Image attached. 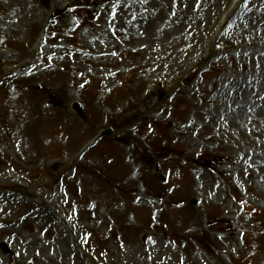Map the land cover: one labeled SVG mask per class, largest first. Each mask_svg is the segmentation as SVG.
<instances>
[{
	"label": "rangeland",
	"instance_id": "374dc122",
	"mask_svg": "<svg viewBox=\"0 0 264 264\" xmlns=\"http://www.w3.org/2000/svg\"><path fill=\"white\" fill-rule=\"evenodd\" d=\"M108 3L25 0L21 6L16 0H0V194L20 198L0 197V242L6 241L13 252L5 255L0 249V264H264V0H152L160 6L157 12L136 2L132 21L143 38L133 43L120 40L112 30L111 25L129 28L130 24L122 15H110ZM178 3L179 23L162 27L168 5L174 8ZM53 12H63L49 32L62 49L56 52L60 60L51 62L58 75L1 83L4 73L16 71L12 56L18 50L32 55L45 43L44 29ZM90 29L110 32L111 45L118 44L123 52L111 51L109 59L99 63L85 61L90 71L83 76L72 66L80 60L66 55L68 50H82L76 46L81 43L101 50L102 41L83 37ZM145 44L147 53L132 52L135 45ZM146 56L148 64H144ZM115 61L120 71L112 75ZM94 69L101 80L90 83ZM227 79L233 82L229 94L233 101L254 104L263 93L259 110L248 116L245 125L236 126L232 120L234 131L202 113L215 110L217 100L213 105L211 100ZM40 82L55 96L73 93V101L63 109L55 107L42 97ZM76 82L83 86L75 87ZM11 92L20 94L26 107L41 108L49 116L50 120L43 117L41 135L29 128L9 139L2 124L10 107L5 99ZM93 102L100 107L99 117L90 115L97 109ZM164 110L171 114L172 125L158 119ZM56 113L67 119L68 115L90 119L85 140L91 137L96 145L85 155L79 152L91 139L69 147L68 139L59 135L64 123L59 129L52 122ZM126 121L132 129L119 140L114 131ZM105 129L110 135L99 138ZM225 145L228 149L222 148ZM100 153L97 163L107 162V167L89 161ZM116 155L120 161L110 163L108 157ZM220 155L228 159L215 166L212 159ZM243 157L246 163L238 176L232 162ZM170 169L180 171L179 181L203 179L212 193L186 194L183 184L176 188L173 176L166 178ZM124 176L134 181L123 184ZM87 179L95 180L96 187L99 182L107 186V194L122 202L118 209L103 212L92 203L97 201L93 193L98 189L95 184L91 189ZM134 182L137 190L133 191ZM141 190L162 192L163 202L148 196L159 203L158 209L133 205ZM82 204L84 210L79 208ZM221 206L225 210L219 211ZM117 212H123L125 230L120 223L110 224L121 216ZM147 222L160 234L178 237L182 233L181 245H164L149 254L136 245V237L130 241L118 237L117 232H130ZM2 224L10 231L1 230Z\"/></svg>",
	"mask_w": 264,
	"mask_h": 264
},
{
	"label": "bare ground",
	"instance_id": "6f19581e",
	"mask_svg": "<svg viewBox=\"0 0 264 264\" xmlns=\"http://www.w3.org/2000/svg\"><path fill=\"white\" fill-rule=\"evenodd\" d=\"M20 5L22 6L25 2V0H16ZM95 2V0H92ZM179 1V0H178ZM138 2L141 6L146 7L149 11L152 12H157L160 10L159 4H153L152 0H109V3L105 6L106 9L112 8L108 13L110 15H122L125 17V22L130 24L129 28H121L118 26H114L111 28L114 31V33L119 37L120 40H124L129 43L136 42L138 39H142L143 36L139 35L137 27H134V23L132 20L136 19V15L132 14L134 10V5L135 3ZM151 5V6H149ZM169 8V14L166 18H162L160 24L163 25H172L171 23L174 21L178 20V23L180 21V15H181V8L180 4L174 8H171L168 5ZM92 12L95 11V9L91 10ZM58 15H63V12L58 14V13H52L50 15V18L46 24L45 30L47 32L44 33V35H48L46 37V41L44 44H40L37 48L38 51H36L34 54L30 55L23 50H18L17 53L12 56L13 63H16V71L5 74L3 75L2 81L4 84H15L18 80L24 81V79H34L37 76L45 75L46 77H49L50 75L52 77H56L58 75V71H54L53 66L51 65L52 61H58L60 60V55L57 54L56 52H61V46L59 44L54 43V38L55 36L50 35V29L52 27V24L56 22ZM36 21H33L32 24H35ZM176 23V24H178ZM109 32V31H108ZM109 34L106 32L100 30V29H90V33L88 35H84L83 37L86 38L87 36H91V38H96L100 41H102V48L101 50H94L92 46L85 45L84 43H81L77 46L82 47V50L80 51H75V50H68V54L66 56H70L71 60L73 59L72 57H75L79 59L80 61L76 63L75 65H72L76 69H80L81 72L80 74L83 76H87L90 69L86 67V62L85 61H92L94 63H99L103 59H109L106 58L108 56V53L113 51L114 53H122L123 50L120 48L118 44H113L111 45ZM148 45H135V48L132 49V52H137V53H147V47ZM48 48V49H45ZM23 58H31L28 62L27 60H24L21 63L17 64V61ZM131 62V61H130ZM149 59L146 56V59L144 60V64H148ZM116 61L113 62L112 65H115V72H109V74H114V73H119L120 69H118V66H116ZM120 64V63H118ZM138 65V64H135ZM30 66L34 69L33 71L29 70ZM140 66V65H138ZM99 70L94 69L93 73H90L91 78H90V83L93 82V80L100 81L101 78L98 75ZM103 72H108L107 70ZM258 79L257 77H255ZM108 84L111 83V80H108ZM232 80L227 79L223 84H221L216 92L215 98L211 100V105L214 101L217 100L215 110H210L208 112L206 109L202 110V113L207 116L208 120H211L213 123H215L218 126H229L231 129L234 131L235 127L234 124L232 123V120L234 121L235 125H245V121L247 120L248 116L252 113H255L256 111L259 110V107L262 103V97L263 93L259 95L258 98H256V103L254 104H249L247 102H238V101H233L231 100L229 94L232 90ZM83 86L82 82H76L74 83L75 87L78 86ZM37 86L40 88L41 95L42 97H46L45 101H49L50 104H53L55 107L58 108H65L68 104H70L71 101L74 99L73 93H65L62 96H55L54 93H51L52 90L49 87H46L43 82H40L37 84ZM43 86L47 89H44ZM114 86V85H110ZM239 90L242 93V88L239 86ZM220 93L218 96L217 94ZM7 98L5 99V104H9L10 107H8V114L6 115V124L3 123L2 126L7 128L8 132V137L12 138V135L17 132V135L19 134L18 131H27L29 132V128L36 129L37 132L41 135L42 131V124H43V117L46 120H50L49 116L46 115V112L41 109V108H32V107H26L24 105V100L20 97V94L16 95L13 92L8 93ZM239 98V95H237ZM239 100V99H238ZM76 102V101H75ZM92 106L95 107L97 106L96 111L90 112V115L94 117H99V106L96 104V102L92 103ZM149 107V106H148ZM82 108V107H81ZM87 112V111H86ZM68 119L66 116H61L59 113H56L55 117L52 119L53 124H57L59 129L60 126L64 123V128L62 131H60L59 135L65 136V139H68V141H65V143L68 144L69 147H73L76 145L79 141L85 140L86 136L88 135L87 132V126H88V121L90 119H81L77 118L73 115H68ZM87 116V115H86ZM88 117V116H87ZM171 117V114L164 110L158 114V119L163 120L164 122L172 125L173 121L170 120L169 118ZM89 118V117H88ZM252 118V117H251ZM250 118V119H251ZM86 122H84V121ZM200 121V119H199ZM129 121H126L123 124V128H120L119 124L114 131V134L116 138L119 140L126 139L125 132L130 131L132 129V126L127 124ZM204 123V121H200ZM191 123V122H188ZM233 125V126H232ZM188 127V126H186ZM152 132V130H149ZM189 134V133H188ZM39 135V137H40ZM189 136L192 138V136L189 134ZM39 137L37 138L39 140ZM244 139V138H243ZM86 141V140H85ZM182 141V139H181ZM183 142V141H182ZM231 146V143H230ZM222 148L228 149L227 145ZM189 150L186 152L188 153ZM191 151H194V149H191ZM190 153V152H189ZM244 159H236L233 163V169L236 171L235 173L239 176L240 175V169L243 165L246 163V158L243 157ZM222 159H228L225 156H217L212 159L214 161V165L216 166L219 161ZM126 161H128V158H126ZM111 163V162H110ZM93 166L92 164H89ZM98 167L100 166H106L108 165L107 162L103 163H97ZM218 172L223 174L225 171L222 169H218ZM174 181L177 182L176 188H178L179 182L183 184V188L186 192V194L192 193V192H199V193H212V191L209 189V184H207L203 179L201 178H196V179H189L185 181H179L181 179V173L178 169H170L167 173V179L168 181L170 178ZM126 176L121 178V182L124 184L125 182H131L134 181L133 178L129 176V179H125ZM124 180V181H123ZM93 181V182H92ZM87 183L90 185L91 189H98L97 191H94L93 196L97 199L92 200V203H96L99 205L102 209V211L110 210L111 208L118 209L117 204L119 205L120 199H117L116 197H110L106 192H104L102 189L104 188L103 183H97L96 187V181L92 179H87ZM136 182L132 183L130 187L132 190H137L134 187V184ZM95 184V187L93 188V185ZM179 190V189H178ZM88 191V190H87ZM148 196L155 197V198H160V200L163 199L162 192H158V195L154 194L153 191L149 190H141L137 194L136 198L133 199V205L137 206V208H149L150 210L154 211L159 208V203L155 202ZM0 197L7 199V198H14V199H20L19 196L16 195H8L5 193H1ZM160 202H163L160 201ZM182 206L180 204L179 208ZM80 209L84 210V205L79 206ZM219 211L225 210V208L218 207ZM117 214H120L121 216L119 217H114L113 221L110 222V224L113 226L115 223L118 224L120 223V228L125 230L128 227L127 222L123 219V212H117ZM158 216L159 214L156 213V215L153 217V220L155 219V223L158 221ZM195 216V215H194ZM221 221V219L219 218ZM191 220H188V225L190 224ZM152 222H147L146 225L144 224H138L136 227H133L130 232L127 231H122L118 233V237H120L121 240H128L130 241L132 238H137V243L136 245L142 246L143 249L145 250L144 252L147 253H157L161 249V247H167L164 245H181L179 243V240L182 239V233H179L178 237H171L167 234H160L157 229L154 228ZM182 225V222L179 221L177 224L178 228L180 229ZM192 227V226H189ZM226 226L224 225H219V229H225ZM1 230L6 231L9 230L6 226V224H2ZM193 228H190V232L192 233ZM123 237V238H122ZM64 240V239H62ZM183 245V244H182ZM143 253V252H141ZM180 260V258H179ZM159 261V260H158Z\"/></svg>",
	"mask_w": 264,
	"mask_h": 264
},
{
	"label": "water",
	"instance_id": "95a60500",
	"mask_svg": "<svg viewBox=\"0 0 264 264\" xmlns=\"http://www.w3.org/2000/svg\"><path fill=\"white\" fill-rule=\"evenodd\" d=\"M106 133L108 134L109 131H106ZM0 247H1V249L3 250L4 253H9V252H10V250H9V248H8V246H7L6 243H1V244H0Z\"/></svg>",
	"mask_w": 264,
	"mask_h": 264
}]
</instances>
